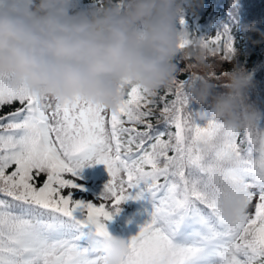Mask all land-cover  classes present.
I'll use <instances>...</instances> for the list:
<instances>
[{"label":"snow or ice","instance_id":"snow-or-ice-1","mask_svg":"<svg viewBox=\"0 0 264 264\" xmlns=\"http://www.w3.org/2000/svg\"><path fill=\"white\" fill-rule=\"evenodd\" d=\"M182 29L181 50L193 43ZM199 45L222 60L234 54L227 30ZM196 78L176 79L163 95L129 87L109 110L0 76V264H104L108 222L129 200L151 210L123 264H264V125L241 139L195 120ZM92 164L110 179L94 201L77 199ZM230 199L238 208L228 222Z\"/></svg>","mask_w":264,"mask_h":264},{"label":"clouds","instance_id":"clouds-1","mask_svg":"<svg viewBox=\"0 0 264 264\" xmlns=\"http://www.w3.org/2000/svg\"><path fill=\"white\" fill-rule=\"evenodd\" d=\"M190 7L192 0H0V76L41 96L115 109L129 87L151 94L174 83L179 21ZM246 30L258 31L256 23ZM226 80L222 91L203 76L193 80L189 100L201 106L194 119L237 132L264 125V110L247 102L251 73L234 65ZM237 208L223 202L224 219ZM127 251V239H104V264H123Z\"/></svg>","mask_w":264,"mask_h":264},{"label":"trees","instance_id":"trees-1","mask_svg":"<svg viewBox=\"0 0 264 264\" xmlns=\"http://www.w3.org/2000/svg\"><path fill=\"white\" fill-rule=\"evenodd\" d=\"M92 2L93 0H81V6H88ZM183 19L185 23L179 27L187 29L193 43L177 56L179 71L176 79H187L192 74L196 77L203 76L217 85V91H222L223 84L227 82V71L234 65L242 66L252 76L247 102L264 110V0H192V7L186 10ZM254 22L258 31H247L246 26ZM225 30L233 40L234 54L230 60L221 59L223 51L210 56L199 45L201 37L211 40ZM186 52L196 55H186ZM197 55L207 57L212 65H206L205 68L191 67ZM159 92L163 95L164 89ZM189 107L193 111L201 108L195 103H190ZM158 127L163 128V125ZM243 135L244 130H241V139ZM43 179L41 176V180Z\"/></svg>","mask_w":264,"mask_h":264},{"label":"rangeland","instance_id":"rangeland-1","mask_svg":"<svg viewBox=\"0 0 264 264\" xmlns=\"http://www.w3.org/2000/svg\"><path fill=\"white\" fill-rule=\"evenodd\" d=\"M200 58H194V65L191 67H206V65H212L211 60H207V57L198 55ZM214 67V66H213ZM79 179V183L85 191L76 189L74 191V197L77 199L95 200L104 189V185L110 179L106 167L103 164H92L91 166L84 167ZM151 210V205L144 200L136 201L129 200L121 205V212L114 216V218L108 222L109 231L112 230L113 235L121 236L125 239H129L139 231V226L147 219V212Z\"/></svg>","mask_w":264,"mask_h":264}]
</instances>
